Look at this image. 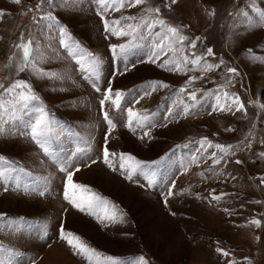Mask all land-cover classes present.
Listing matches in <instances>:
<instances>
[{"label":"rangeland","instance_id":"obj_1","mask_svg":"<svg viewBox=\"0 0 264 264\" xmlns=\"http://www.w3.org/2000/svg\"><path fill=\"white\" fill-rule=\"evenodd\" d=\"M39 2L0 0L4 12L0 83L7 86L24 80L40 98L0 118V156L15 169H9L7 180L0 179V214L5 215L0 224L14 223L23 229L12 232L0 227V244L13 250L11 264H89L61 239V226L65 234L71 232L96 249L102 264H110L104 259L107 256L119 264H138L141 256L148 264H264V108L259 105L264 104V24L256 21L251 10L253 4L264 9V0H177L175 4L146 0L144 5L106 12L100 0H54L43 12L35 10ZM148 7H159V18L188 38L186 52L204 54L212 48L214 55L205 58L219 67L207 72L187 70L191 65L184 71L161 67L174 57L171 52L159 59L152 56L154 34L149 36L145 30L143 38L132 40L105 31L102 16L109 22L136 17L122 24L139 23L145 16L156 19L154 13H146ZM242 10L249 12L251 26L239 15ZM49 11L56 18L50 26L48 21L33 22V16ZM61 27L71 38V49L61 44L67 39ZM22 33L34 41L37 67L44 75L31 67L19 71L15 45ZM193 40L197 47L188 48ZM113 44L129 46L118 55L120 50L114 53L110 47ZM93 56L97 58L94 68L90 67ZM230 67L239 74L231 77L224 90L240 96L246 113L211 110L214 99L208 94L226 84ZM193 76L197 79L188 84ZM153 81L169 87L152 91ZM109 86L125 94L120 110L111 101L101 107ZM182 87L195 91L204 105L188 116L181 113L180 101H192L187 100V92L179 91ZM145 90L151 94L144 95ZM41 104L56 124L50 137L53 156H45L25 134ZM128 108L148 116L149 123L140 127L134 122L130 129ZM169 108L172 116H168ZM105 112L115 128L109 129ZM204 138L213 145L232 146L219 165L208 159L212 152L221 155L219 150L200 148ZM105 143L116 154L110 157L115 170L103 161ZM122 153L146 166L131 180L119 167ZM193 156L198 158L196 163ZM237 159L242 163H235ZM67 162L72 164L68 170L74 173V183L90 189L88 195L95 193L109 201L115 220L98 219L64 199L67 173L60 166ZM17 182L30 185L31 191L17 190ZM41 190L46 194L39 195ZM253 220H259V226ZM45 228L47 238L39 239Z\"/></svg>","mask_w":264,"mask_h":264},{"label":"snow or ice","instance_id":"obj_2","mask_svg":"<svg viewBox=\"0 0 264 264\" xmlns=\"http://www.w3.org/2000/svg\"><path fill=\"white\" fill-rule=\"evenodd\" d=\"M16 4H21L22 0H13ZM54 0H40L39 3L35 5L36 11L43 12V8L45 6L51 7ZM177 0H171L172 4H175ZM146 0H100V4L103 8V11H108L109 9L113 11H120L122 8L125 7H135L137 5H144ZM251 10L256 14V21L264 24V9L258 8L255 4L251 5ZM29 12H32L33 9L29 8ZM146 13H154L157 17L156 19H149L147 16L142 17L139 23H127L122 24V21H135L136 17L133 16H121L119 19H114L113 21L109 22L107 19L104 20V28L105 31L110 33L112 36L117 38L120 37H130L132 40H135L138 36L143 38V31H147L149 36L153 34L157 37V40L154 42L153 45V53L156 59H159L160 55L167 56L169 52L173 54V59H166L160 65L161 67L174 68L177 71H184L188 65H191V68L187 70L193 69H202L203 71H211L214 68H218L219 65L208 63L206 60V56H213L214 52L212 48H207L206 53L204 54H197L196 52H186L184 42L188 39L186 36L182 35L180 29L176 26L169 25L167 22L161 18H159L160 8L159 7H148L145 9ZM4 15L3 11H0V17ZM239 15L245 17L246 21L251 26V19L249 18V12L246 10H242ZM33 22L36 24H40L42 21H48L49 26L52 22H55L56 18L51 14V12H47L45 14L40 15L39 17L33 16ZM159 28V31H155ZM62 37H67V39H62L61 44L67 50L71 49V45L69 40L71 39L66 32V29L60 28L59 29ZM198 39V38H197ZM179 45L180 47H177ZM129 45L125 44H113L111 45V49L114 53H116L117 49H119V54L125 52L126 48ZM188 48L195 49L197 47L195 41H191L188 45ZM16 50L20 53V65L19 71L23 72L28 67H31L35 73L44 75L42 70L37 67V61L35 56L38 54L37 47L34 44L30 34L27 38H25L24 34L22 33L19 38V43L15 45ZM69 55L73 57L77 56L76 52L69 51ZM178 57V58H177ZM151 62H155L152 60ZM97 63V58L95 56L92 57V63L90 67H95ZM223 63V61H221ZM227 72L230 74L229 79L227 80L225 85H222L220 88L217 89L214 93H209L208 96L214 99V103L210 105L211 110L213 112L220 111V112H245L246 108L244 102L241 101L240 96L235 93H230L224 89L231 83V77L238 75V70L236 68H228ZM55 75V74H52ZM197 77L193 76L190 77L188 80V84H191ZM163 87L167 88L169 85L165 84L162 81H153L151 82V90L155 91L156 87ZM96 91H100V88L97 87ZM181 93L187 92L186 88H181L179 90ZM151 92L145 90L144 95H150ZM40 98L34 93L32 86L24 81V80H15L14 82H10L7 86L4 83H0V118L7 115L10 111L14 112L18 105H22L25 108L28 104L32 101H38ZM125 99V94L122 91L116 90L114 91L111 86H109L105 92L103 99L100 101L101 107L104 106L105 102L111 101V103L115 106L117 110L121 109L122 101ZM187 100L192 101L191 104L187 103L184 100L180 101L181 104V113L184 116H188L192 113L193 109L197 107H202L203 102H198L197 94L195 91L187 92ZM139 101H137L138 103ZM264 108V104L260 105ZM35 119L29 122L27 135L30 136V139L42 150V153L45 156H53L54 152L51 148L50 144V137L53 131L56 128L55 121L50 117L49 112L45 109V107L41 104L40 107L35 109ZM173 111L171 108L168 109V116H172ZM104 118L109 125V129L115 128V123L109 117L108 113H104ZM136 123L140 127H144L147 123H149V117L146 115H141L140 113L134 111L132 108L127 109V126L131 129L133 123ZM3 132V129H0V133ZM149 133L146 131L144 132V136H148ZM142 139L144 137H141ZM107 140V137L105 138ZM200 148H203L207 151V148L214 147L215 149L219 150L221 155L217 156L216 152H212L208 159H211L213 165H219L222 160L225 159L229 155L232 150V146H225L221 144L213 145L207 138H204L199 141ZM188 145H185L187 147ZM207 146V147H205ZM250 146V145H249ZM199 151V149H198ZM115 153H110L105 143L103 148V161L109 167H112L115 170L113 163L110 157H114ZM261 156H264V153H261ZM197 157H192V163L197 162ZM120 164L119 167L121 170L127 172L126 178L131 180L133 175L137 172H143L144 168L146 167L142 161L136 159L134 156L130 154H120L119 156ZM92 163H96L95 160ZM235 163L240 164L242 163L241 160L237 159ZM72 167L71 162H67L61 164L60 171L66 172V184L64 185V199L67 200L73 207L79 209L81 212L87 211L89 214L97 216L98 219H109L115 220L116 213L115 211L109 212L108 204L110 203L107 200H104L100 196L92 193L88 195L90 189L82 184L74 183L73 181V172L69 171L68 169ZM11 169L15 171L14 168L11 167L9 161H7L3 156H0V179L7 180L8 171ZM79 168H76L75 171H79ZM23 171V169H21ZM261 183H264V179L261 180ZM174 187V185H173ZM17 190H22L24 192L31 191V186L28 184L21 185L19 182L16 183ZM4 190L7 191V185L4 186ZM39 195H45V191L41 190L38 193ZM173 192L169 190L168 196H172ZM220 196H213V199L219 200ZM167 204V199L165 200ZM102 213V215H101ZM122 219V216H121ZM0 221H5V215L0 214ZM252 224L259 226V220L251 221ZM0 227L8 228L12 232H22L23 229L20 225H16L14 223H3L0 224ZM61 239L65 240L69 246L76 249L77 252L83 255L89 262V264H102L100 260V253L97 252L96 249L88 246L84 243L81 238L71 232L65 234L63 227L61 226L60 231ZM39 239H46L47 238V230L46 228L41 231ZM217 252L222 253L224 256H228L229 253L221 248H217ZM13 254V250L11 248H6L3 244H0V264H11L9 257ZM110 264H119L116 258L112 256H107L104 258ZM33 264L35 262L33 261ZM138 264H148V261L143 257L138 258Z\"/></svg>","mask_w":264,"mask_h":264},{"label":"bare ground","instance_id":"obj_3","mask_svg":"<svg viewBox=\"0 0 264 264\" xmlns=\"http://www.w3.org/2000/svg\"><path fill=\"white\" fill-rule=\"evenodd\" d=\"M259 105H261V103Z\"/></svg>","mask_w":264,"mask_h":264}]
</instances>
